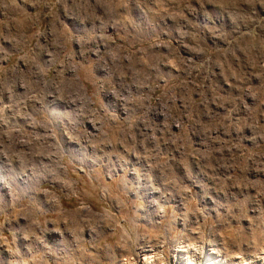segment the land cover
<instances>
[{"label": "clouds", "instance_id": "9594fccd", "mask_svg": "<svg viewBox=\"0 0 264 264\" xmlns=\"http://www.w3.org/2000/svg\"><path fill=\"white\" fill-rule=\"evenodd\" d=\"M0 264H264V0H0Z\"/></svg>", "mask_w": 264, "mask_h": 264}]
</instances>
